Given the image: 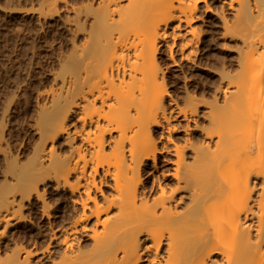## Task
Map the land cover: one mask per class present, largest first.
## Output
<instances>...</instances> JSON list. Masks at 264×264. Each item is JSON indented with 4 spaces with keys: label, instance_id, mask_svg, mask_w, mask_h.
I'll list each match as a JSON object with an SVG mask.
<instances>
[{
    "label": "bare ground",
    "instance_id": "obj_1",
    "mask_svg": "<svg viewBox=\"0 0 264 264\" xmlns=\"http://www.w3.org/2000/svg\"><path fill=\"white\" fill-rule=\"evenodd\" d=\"M216 1L90 5L92 20L60 62L58 87L36 92L43 101L32 120L38 141L27 162L0 147L3 173L11 175L0 188L2 231L15 229L8 238L16 246L21 222L32 214L45 220L32 234L41 237L37 249L7 253L4 245L1 264H264V0ZM209 12L221 39L240 44L237 71H220L203 144H173V187L150 184L142 173L150 163L158 170L167 150L157 146L156 128L169 130L170 117L187 119L198 107L186 94L189 111L166 113L170 77L160 43L171 39L169 54L176 48L189 60L200 40L193 24ZM238 123L253 134H239ZM60 190L68 205L58 198L51 207Z\"/></svg>",
    "mask_w": 264,
    "mask_h": 264
},
{
    "label": "rangeland",
    "instance_id": "obj_2",
    "mask_svg": "<svg viewBox=\"0 0 264 264\" xmlns=\"http://www.w3.org/2000/svg\"><path fill=\"white\" fill-rule=\"evenodd\" d=\"M51 1L0 0V117L4 122L2 132L4 134L0 141V147H3L2 150L11 148L8 149L7 154L0 149V188L11 176L8 173L9 170L7 171L8 174L3 173V171L6 173V168H8V159L6 162L4 153L5 156L13 155L14 157L16 152L19 154V151L24 150L19 155L17 154V158L20 163H25L26 159L28 160L30 157L32 145L38 141L32 120L38 105H40L39 103L43 101L37 97L36 92L49 90L50 86L58 87L57 85L61 82V79L58 78L61 77V74L59 75L60 62L62 63L63 58L70 54L73 44L77 46L83 40V35L86 34L85 31L88 30L92 20L89 7L92 5L91 8H96L98 2V0H57L56 7L51 8L49 5ZM214 4H217L216 0ZM217 7L215 6L216 9H218ZM226 12L229 15L232 13L230 10H226ZM216 19L215 12H209L193 24L198 28L197 34L200 40L197 43V53L192 55L189 60L181 58L180 52L176 48L173 49L172 55L169 54L167 45L171 39L168 38L160 43L158 59L166 75L170 77L167 78L170 97L167 98L166 113L169 115L172 112H169L171 109L174 110L172 114L180 109L189 111L192 106L184 100L186 94L197 99L198 107L196 114L187 119H182L180 116L170 117L168 120L169 130L168 128L163 130L156 128L155 141L157 146L159 148L165 146L167 150L165 151V160L159 164L158 170L152 169L149 161L147 170L142 173V178L150 184L152 180L161 179L160 182L164 187L168 186L167 188H169V186L174 185L175 180L171 175L174 172L172 164L174 161L173 144L184 145L187 138L193 147H199L203 144V130L208 127L207 112L212 101V92L215 87H218L220 71L222 69L232 73L237 71L236 60L240 44H236L229 38L221 39L217 31L219 24L217 25ZM215 26L218 28L216 29ZM211 29L216 30L212 31ZM205 52L207 53L205 54L206 59H201V54ZM8 102H11L9 106ZM170 102L173 103L170 104ZM6 105L8 109H6ZM4 114L6 115L3 116ZM225 118L227 117L225 116ZM6 119L7 121H5ZM237 127L239 134H253L252 129L242 123H238ZM68 128H71L70 125ZM4 144L8 148H4ZM236 146L238 148L243 146L242 137H239ZM12 149L14 150L12 151ZM190 151H192L191 148H187L185 153H191ZM2 152H4L3 155ZM25 153L27 154L25 155ZM54 197L55 201L54 199L51 201L55 203L53 202L51 207L58 203L56 200L58 198L63 202L62 206L69 203L66 199L68 198L66 190L58 191V195ZM25 213L28 212L25 211ZM30 218V221L26 219L27 221L25 220L18 225L24 237H21L16 246L8 238L11 237L9 233H13L15 229L8 226L7 230L3 229L2 231L4 223H0V250L8 244L11 246L7 247V253L21 246L31 250L37 249V244L33 241L40 243L41 237L35 239L32 238V234L37 231V224L39 223L38 226L42 225L45 220L41 221L42 218L35 219L33 214ZM47 231L46 229V233L44 231L42 234L46 235ZM0 253L1 264L5 254Z\"/></svg>",
    "mask_w": 264,
    "mask_h": 264
}]
</instances>
